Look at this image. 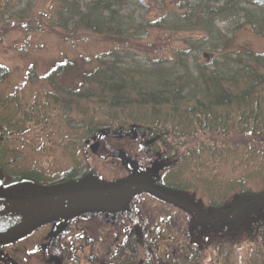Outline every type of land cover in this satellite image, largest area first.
Masks as SVG:
<instances>
[{
	"label": "trees",
	"instance_id": "obj_1",
	"mask_svg": "<svg viewBox=\"0 0 264 264\" xmlns=\"http://www.w3.org/2000/svg\"><path fill=\"white\" fill-rule=\"evenodd\" d=\"M34 2L0 0V27L21 25L29 32L39 30L44 22L66 38L90 33L131 43L144 40L151 30L187 34L182 47L168 58L115 46L93 60L81 57L53 64L44 78L54 87L46 98L55 105L46 111L59 109L71 128H82L71 149H87L90 142L102 137L122 136L138 142L140 156L157 165L156 170L152 177L142 174L138 163L132 161L135 156L122 154L120 160L136 165L140 175L135 177L132 172L127 179L150 182L197 204L206 213L209 211L198 202L202 196L213 211H227L232 200L254 193L245 182L257 184L256 193L264 195V155L257 144H264V53L235 41L242 30L264 38V6L250 0H159L164 15L151 19L147 16L149 7L139 0H53L45 10L33 14ZM219 21H224V30L219 29ZM196 33L203 37H194ZM71 72L77 75V84L59 93L58 82ZM6 77L7 71L0 69V83ZM9 104L0 97V111ZM73 109L82 118L72 126L69 113ZM31 117L27 115L25 120ZM14 118L0 126L4 184L25 179L55 185L93 176L92 169L83 163L56 175L42 173L37 167L19 169L14 164L19 155L14 153L10 136L26 128ZM206 137L207 144L192 145L193 140ZM222 165L239 168L243 175L222 179L216 173ZM198 190L203 193L195 199L190 194ZM230 191L235 195L226 197ZM257 201L264 200L244 204ZM260 232L264 241V225ZM124 239L122 251L117 249L107 264H134L137 239ZM215 243L216 258L224 260L220 264H236L221 254L222 247ZM185 248L189 250H178V264H201L199 250ZM240 264H264V254Z\"/></svg>",
	"mask_w": 264,
	"mask_h": 264
},
{
	"label": "rangeland",
	"instance_id": "obj_2",
	"mask_svg": "<svg viewBox=\"0 0 264 264\" xmlns=\"http://www.w3.org/2000/svg\"><path fill=\"white\" fill-rule=\"evenodd\" d=\"M52 1L35 0L32 13L45 10V5ZM147 3L148 18L164 15L159 0H153V4L147 0ZM218 26L224 30V21H219ZM186 35L151 30L144 40L131 43L90 33L66 38L44 22L39 30L29 32L21 25L0 27V69L7 71L6 79L0 83V97L10 103L0 111V126L15 117L18 125L26 128L19 135L10 136L14 153L19 155L15 166L19 169L37 167L42 173L56 175L74 164L83 163L92 169L93 176L87 180L110 183L126 180L132 172L133 176H140L136 165L130 166L120 160L125 154L135 156L132 161L138 163L142 174L152 177L157 165L141 157L139 143L124 140L126 137H102L90 142L87 149H71L82 128H71L59 109L46 111L55 104L46 98L54 87L44 77L56 62L81 57L93 60L115 46H128L141 54L168 58L175 49L182 47ZM194 37L203 35L196 33ZM235 41L256 53H264V38L250 31L242 30ZM77 81L74 72L65 75L58 82L59 93L64 88H73ZM261 95L264 100V86ZM69 114L70 124H79L82 117L77 110ZM27 115H32L29 121L25 120ZM46 115L48 119L44 120ZM200 143L207 144V137L192 141L195 147ZM257 144L264 155V144ZM217 169L222 179L243 175L239 168L233 170L228 165ZM244 185L257 194V184L245 182ZM202 193L198 190L190 195L197 199ZM233 194L235 191H230L226 197ZM125 195V192L92 195L90 199L98 207L114 208L122 203ZM198 202L207 211H213L205 197ZM43 220L0 236V264H107L113 261L117 249L122 251L125 237L132 242L137 239L134 264H178V250L183 248L186 252L189 250L186 246L199 250L201 264H220L224 260L222 256L216 258L215 242L222 247L220 253L236 264L264 254L260 232L264 225V201L243 204L231 216L209 220L151 194L138 193L116 213H79L76 209H62L47 214Z\"/></svg>",
	"mask_w": 264,
	"mask_h": 264
},
{
	"label": "water",
	"instance_id": "obj_3",
	"mask_svg": "<svg viewBox=\"0 0 264 264\" xmlns=\"http://www.w3.org/2000/svg\"><path fill=\"white\" fill-rule=\"evenodd\" d=\"M250 1L264 6V0ZM139 2L148 8L144 0H139ZM117 192H125L126 195L122 203L114 208L98 207L90 199L92 195H107ZM138 193L151 194L177 207L194 211L205 219L229 216L248 201L264 200V195H243L238 197L227 211L206 213L193 202L175 196L150 182L135 178L110 183L85 179L55 185H39L24 179L4 184L0 174V236L28 224L42 223L47 214L62 209H76L80 213H116L126 206L133 195Z\"/></svg>",
	"mask_w": 264,
	"mask_h": 264
}]
</instances>
